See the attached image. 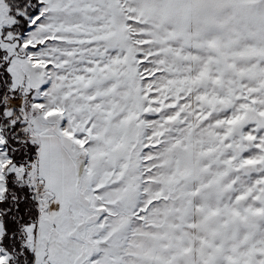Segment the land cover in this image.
I'll return each instance as SVG.
<instances>
[{"label": "snow or ice", "instance_id": "6c2138e0", "mask_svg": "<svg viewBox=\"0 0 264 264\" xmlns=\"http://www.w3.org/2000/svg\"><path fill=\"white\" fill-rule=\"evenodd\" d=\"M0 264H264V0H0Z\"/></svg>", "mask_w": 264, "mask_h": 264}]
</instances>
